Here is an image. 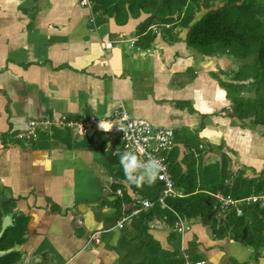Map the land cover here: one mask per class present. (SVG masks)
<instances>
[{"label": "crops", "instance_id": "obj_1", "mask_svg": "<svg viewBox=\"0 0 264 264\" xmlns=\"http://www.w3.org/2000/svg\"><path fill=\"white\" fill-rule=\"evenodd\" d=\"M88 1L0 0V250L18 253L11 264H264V246L255 263L253 249L231 238L233 206L189 204L190 215L178 219L176 211L144 207L141 200L162 184L128 182L112 153L117 141L99 127L118 106L170 127L182 173L173 177L175 195L214 191L223 166L233 173L224 185L241 176L257 181L264 126L230 116L223 85L252 80H234L245 61L194 48L189 27L163 23L162 0L151 10L141 0ZM203 4L191 23L207 10ZM149 16L157 20L146 25ZM143 27L153 39L139 34ZM83 116L96 123L80 136L55 126L20 135L33 120L52 127ZM186 130L198 147L187 145ZM247 185L242 193L256 195ZM103 229L99 242L90 240Z\"/></svg>", "mask_w": 264, "mask_h": 264}, {"label": "trees", "instance_id": "obj_2", "mask_svg": "<svg viewBox=\"0 0 264 264\" xmlns=\"http://www.w3.org/2000/svg\"><path fill=\"white\" fill-rule=\"evenodd\" d=\"M203 1V7L207 10L200 15L197 21L191 23L195 18V13L202 7L201 0H192L188 8H186V0H162V12H164L163 15H166L162 18V21L163 23H169L177 20V25L189 27L187 33L188 42L204 54L214 57L224 56L225 54L233 58L243 59L245 61L243 64L252 67L253 76L251 81L247 83L224 82L223 85L227 90V98H229L233 104L234 111L230 116L236 117L243 125L249 128H254L257 125L264 126V0H219L223 2V4L216 8H214L216 0ZM145 4L148 10H151L156 7L158 2L157 0L140 1L142 7H144ZM175 12L178 13L175 14ZM181 12H183L184 15L180 18ZM155 20H157L156 17L149 16L146 25ZM145 28L146 27L140 28L141 30H138L139 34L144 33L146 30ZM144 35L145 38H154V35L149 31H146ZM233 74L234 80H243L245 78L243 76L239 77V74L236 72H233ZM244 88L249 92L254 91V95L245 96L242 94ZM121 107L118 106L116 108L118 109ZM89 118L90 117H87V119ZM57 127L63 126L58 124ZM171 131L172 147L166 154L165 159L172 178H178L176 175L178 176L182 173L180 162L177 160L178 147L175 142V133L172 129ZM91 138L94 139L93 136ZM114 140L116 141L115 138ZM118 143L119 141L114 145H118ZM184 146H186V143H184ZM196 146L198 147V145ZM116 157H119V154H116ZM221 170L222 171L214 175V180L216 177H219L220 180L215 182L212 186L213 189L214 186L216 187L212 192H194V190H187L182 193V195L167 197L165 199L166 208L156 203L157 198L162 192V187L152 190L151 194L148 195V199L154 202L153 209H161L163 213L166 212L169 215L172 211H176L177 214L172 215H174V218L178 219V216L186 217L190 215L188 213L189 204H191V208L192 206L194 207L195 204L199 205V203H202L206 208L211 206L213 203L212 201L216 199L213 194L218 191L223 195L230 196L232 199H243L250 196L249 194L251 192H241L242 187L244 188L249 181L254 183L252 191L255 194H264V173L259 176L257 181H252V179L243 180L242 176L237 177L233 179V186L229 187V185H224V181L228 176H232L233 173L225 166H223ZM155 182L161 184L156 180ZM217 204L219 205L220 202ZM239 207L242 211L240 215H237L235 207L233 209L230 208L228 222L229 234L232 236L231 238L233 240L239 241L243 236V228H246V236L242 238V241H248L249 246L254 245L253 252L256 263L260 250L264 246V208H260L257 202L254 204L243 202L239 204ZM194 211L198 213L199 210L193 209V213ZM249 211L256 215V233L250 236L248 235L249 228L245 223V214ZM12 228L17 230L18 223L16 222ZM224 231L226 230H223V232ZM6 234L7 232H4L1 235V239L5 237ZM12 253H14V251L0 255V264H11L13 256L18 254L16 251L15 254Z\"/></svg>", "mask_w": 264, "mask_h": 264}, {"label": "built area", "instance_id": "obj_3", "mask_svg": "<svg viewBox=\"0 0 264 264\" xmlns=\"http://www.w3.org/2000/svg\"><path fill=\"white\" fill-rule=\"evenodd\" d=\"M88 0H81V4H88ZM113 42L107 41L104 43L105 48H111ZM62 119H65L63 117ZM89 121V124L87 122ZM96 119L91 116L88 120L83 122H78L75 120H68L66 123H61L57 121L55 123L59 125L66 124L67 126L79 125V134H86L91 128L92 124ZM105 124L112 126V129L109 131H104L100 128V131L111 133L110 140L113 142H118V145H113V154H122L125 151H139L143 149L146 155L144 159H147L148 156L155 157L162 162V168L159 174L156 177V181L162 184V192L156 200L161 207L166 208L165 199L167 197L175 195L174 191V180L168 170L166 163V154L172 147V131L170 127L167 126H155L147 122L145 119L134 118L132 117L124 108H116L113 110L111 115L102 119ZM38 124H51L48 121L46 122H37L35 120L29 122V126L26 131L22 132L20 135L25 137H38L39 131L36 129ZM82 134V135H83ZM116 139V141L114 140ZM216 199L220 202V206L224 209H228L230 206L236 208L237 215L241 214V208L237 207V203L245 201L247 204L256 203L261 201V205L264 206V194L260 193L259 195H252L241 200L232 199L230 196L223 194H214ZM141 204L144 207H150L154 204L153 201L148 198H143ZM131 213H136L133 210ZM119 226L122 227L123 223L119 222ZM109 229H103L100 231H95L90 236V240L94 242H99L101 234L106 232ZM184 264H203V261L190 262L186 261Z\"/></svg>", "mask_w": 264, "mask_h": 264}, {"label": "clouds", "instance_id": "obj_4", "mask_svg": "<svg viewBox=\"0 0 264 264\" xmlns=\"http://www.w3.org/2000/svg\"><path fill=\"white\" fill-rule=\"evenodd\" d=\"M99 127L104 131H109L112 126L100 121ZM143 149L137 151H125L119 154V162L123 169L126 180L140 186L144 183H152L156 179L162 168V162L155 157L148 156Z\"/></svg>", "mask_w": 264, "mask_h": 264}, {"label": "rangeland", "instance_id": "obj_5", "mask_svg": "<svg viewBox=\"0 0 264 264\" xmlns=\"http://www.w3.org/2000/svg\"><path fill=\"white\" fill-rule=\"evenodd\" d=\"M224 56H226L227 58H233V57H231V56H228V55H225L224 54ZM221 57V56H220ZM235 72L236 73H238L239 75V77H252L253 76V69H252V67L250 66V65H247V64H243V65H239V66H237V69H235ZM242 94H244L245 96H253L254 95V91H251V92H249V91H247L246 89L242 92ZM87 116V115H86ZM87 119V117H85V116H83V117H81V119H79V120H77L78 122H81V121H83V120H86ZM69 119H62V118H59L58 119V121H60L61 123L63 122V123H66L67 121H68ZM88 120V119H87ZM52 122H54L53 123V126L51 127V125H47V124H38L37 126H36V129L37 130H41V129H55V127H57L58 126V124L57 123H55V120H53ZM94 123H96V122H94ZM87 124H89V121L87 122ZM55 126V127H54ZM28 128V127H27ZM27 128L24 130V131H26L27 130ZM58 128H61V129H66V130H70V131H74L75 132V134L76 135H82L83 133H81V134H79V125H71V126H67L66 124H64L63 125V127H58ZM264 128V127H263ZM263 128L262 129H260L261 131H259V132H263L264 133V131H262L263 130ZM106 133V132H105ZM107 135H111V133H107ZM184 135L185 136H187L188 137V139H189V141H187L188 143L189 142H191L192 144H194V145H198L199 144V138H198V136L197 135H192L188 130H186L185 132H184ZM28 138H30V137H27V139ZM32 138V137H31ZM215 147H218V146H215ZM202 173V172H201ZM220 179H219V177H216L215 178V182H218ZM247 185V184H246ZM251 187V185H247L246 186V188H250ZM242 192V191H241ZM254 193V192H253ZM260 193H257L256 195H259ZM251 204V203H250ZM252 204H254V203H252ZM257 204L259 205V207L260 208H264V206H262L261 205V201H258L257 202ZM257 217H258V215H257ZM245 220H246V224H247V226H248V228H249V233H248V235L250 236V235H254L255 233H256V228H255V220H256V215H254V213H252L251 211H249V212H247L246 214H245ZM240 241V240H239ZM264 241V240H263ZM242 244H243V246L245 247V246H247V247H249L250 249H253L254 248V245L253 246H249L248 245V241H240ZM253 258H254V253H253ZM253 258L251 257V258H249V260L251 261V263H253Z\"/></svg>", "mask_w": 264, "mask_h": 264}, {"label": "water", "instance_id": "obj_6", "mask_svg": "<svg viewBox=\"0 0 264 264\" xmlns=\"http://www.w3.org/2000/svg\"><path fill=\"white\" fill-rule=\"evenodd\" d=\"M92 128V127H91ZM88 133V132H87ZM7 221V220H6ZM6 226V225H5ZM3 227H4V225H3ZM246 236V228H243V236H242V238L243 237H245ZM242 238L240 239V241H242ZM10 250H12V248H10V249H7V250H0V254H5V253H7V252H10Z\"/></svg>", "mask_w": 264, "mask_h": 264}]
</instances>
